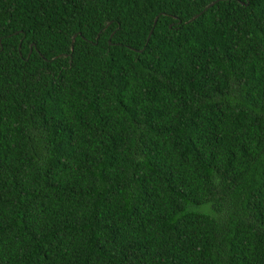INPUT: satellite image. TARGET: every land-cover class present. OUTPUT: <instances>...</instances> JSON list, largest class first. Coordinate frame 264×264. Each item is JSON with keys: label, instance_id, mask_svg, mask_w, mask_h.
Wrapping results in <instances>:
<instances>
[{"label": "trees", "instance_id": "1", "mask_svg": "<svg viewBox=\"0 0 264 264\" xmlns=\"http://www.w3.org/2000/svg\"><path fill=\"white\" fill-rule=\"evenodd\" d=\"M0 264H264V0H0Z\"/></svg>", "mask_w": 264, "mask_h": 264}, {"label": "water", "instance_id": "2", "mask_svg": "<svg viewBox=\"0 0 264 264\" xmlns=\"http://www.w3.org/2000/svg\"><path fill=\"white\" fill-rule=\"evenodd\" d=\"M212 3H213V2L207 4L206 7H209L210 5H212ZM206 7H205V8H206ZM156 18H157V17H155L154 20H153V25H154V23H155V21H156ZM150 32H151V30H149V32L147 33L146 40L149 38ZM74 37H75V34H73L72 37H71V43H72Z\"/></svg>", "mask_w": 264, "mask_h": 264}]
</instances>
